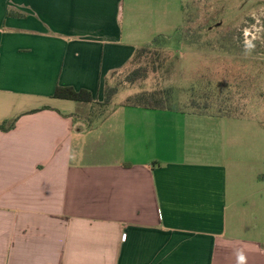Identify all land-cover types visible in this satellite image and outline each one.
Wrapping results in <instances>:
<instances>
[{
	"label": "crops",
	"instance_id": "1",
	"mask_svg": "<svg viewBox=\"0 0 264 264\" xmlns=\"http://www.w3.org/2000/svg\"><path fill=\"white\" fill-rule=\"evenodd\" d=\"M124 2L0 0V125L16 119L0 130V264H264L234 199L241 119L118 105L91 122L90 104L52 97L102 102L164 38L141 9L123 23Z\"/></svg>",
	"mask_w": 264,
	"mask_h": 264
},
{
	"label": "rangeland",
	"instance_id": "2",
	"mask_svg": "<svg viewBox=\"0 0 264 264\" xmlns=\"http://www.w3.org/2000/svg\"><path fill=\"white\" fill-rule=\"evenodd\" d=\"M128 7L153 16L164 38L152 48L156 54L110 77L107 86L115 95L107 109L160 90L170 91L164 96L172 109L192 111V105L208 103L205 113L222 115L218 110L229 108L242 120L239 132L246 138L230 144L233 157L243 160L231 164L238 169L234 199L246 200L264 235V0H125L123 23L135 14ZM135 71L145 77L129 82ZM88 113L91 122L97 120L96 108Z\"/></svg>",
	"mask_w": 264,
	"mask_h": 264
},
{
	"label": "trees",
	"instance_id": "3",
	"mask_svg": "<svg viewBox=\"0 0 264 264\" xmlns=\"http://www.w3.org/2000/svg\"><path fill=\"white\" fill-rule=\"evenodd\" d=\"M159 38L155 39L153 41V46L152 47H144V48H139L135 51L133 58L129 62V64L126 66L130 67L135 63L140 57L147 53H152L156 54V52L153 51V47H156L158 44ZM152 51V52H151ZM125 69V68H124ZM146 73H139L138 71H135L134 73L130 74L129 76V82L135 81L136 79H140L142 77H145ZM168 90H160V91H154V92H141L135 96H130L127 98L125 105H129L131 107H136V108H144V109H151V110H167V109H172L168 104L167 100H165L166 95H169ZM115 95V91L112 90L105 85V96L104 100L102 102H96L93 100L92 94L87 91V90H75L71 87H57L52 95L53 98L55 99H60V100H67V101H73L78 104H90L91 109L98 110L97 118L103 117L107 113H109L110 109H107V107L110 105V102ZM205 102H207L208 99V94L205 96ZM195 102V101H194ZM193 102V103H194ZM191 107V106H190ZM90 109V110H91ZM192 111L200 113V114H208L205 113L207 111H210V106L208 103H205L203 105H192L191 107ZM229 108L221 109L218 110V112H223L222 115L219 113L214 114L216 116H224V117H231V118H237L236 116H231V111L227 110ZM236 112V110H235ZM234 112V113H235ZM91 115V114H90ZM212 115V114H209ZM240 115V114H239ZM93 116V115H91ZM242 116V115H240ZM15 120H9L5 121L0 125V130L1 131H9L14 128L15 126Z\"/></svg>",
	"mask_w": 264,
	"mask_h": 264
}]
</instances>
